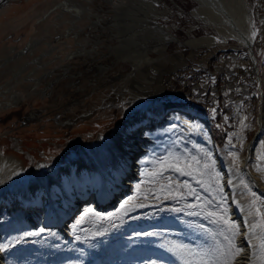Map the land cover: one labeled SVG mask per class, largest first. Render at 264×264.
<instances>
[{"label": "rangeland", "instance_id": "rangeland-1", "mask_svg": "<svg viewBox=\"0 0 264 264\" xmlns=\"http://www.w3.org/2000/svg\"><path fill=\"white\" fill-rule=\"evenodd\" d=\"M157 1L159 11L163 12L158 21L160 26L181 43L169 44L162 54L151 53L153 63L137 70L128 62L115 61L109 53L110 47L117 45L111 27L116 8L129 7L130 2L0 0V152L20 158L30 175L38 163L58 164L68 154H78L84 146L126 126L153 106H161L163 116L189 107L208 126L211 137L221 141L220 145L216 143L218 148L244 180L247 199L259 215L264 239V197L261 195L264 192V140L260 135L264 118V0H247L252 18L251 52L235 39L210 48L185 46L190 39L216 34L189 14L196 8L190 0ZM66 4L83 12L75 24L73 14L65 10ZM97 22H102L103 28L96 25ZM77 51L96 54L87 59L68 60V56ZM102 62L109 66L103 73L96 68ZM60 64H70L68 75H64V70L51 74ZM57 76L72 77L51 85ZM36 78L42 80L41 87ZM15 94L23 97L17 105L11 100ZM75 99L77 104L73 106ZM190 125L181 123L159 151L157 161L146 167L138 188L124 203L134 204L136 208L123 216L116 214L122 205L114 206L108 214L96 212L97 218L82 225L75 223L69 230L71 233L66 230L65 237L57 238L54 234L55 238L52 237L48 232L53 228H48L29 231L23 238L18 230L7 249L24 248L27 251L24 264H115L117 241L130 237L133 230L162 234L159 241L170 246L180 231L175 226L164 225L165 220L180 221L182 207L187 202L198 201L196 194L202 188L201 178L190 183L170 172L174 156L182 151L177 143L198 148V161L207 167L213 189L225 198L223 201H230L220 189L223 179L216 169L215 157L205 143L200 142L201 145L193 140ZM136 149L129 159L131 174H135L132 164L138 162L141 147ZM240 159L246 160L243 169ZM248 176L253 182L247 181ZM251 184L257 186L254 188ZM22 190L14 184L6 189L8 194L19 191L22 196L35 198L34 193ZM240 194L242 191L236 196ZM47 247L49 252H46ZM146 261L154 259L149 257Z\"/></svg>", "mask_w": 264, "mask_h": 264}, {"label": "bare ground", "instance_id": "bare-ground-1", "mask_svg": "<svg viewBox=\"0 0 264 264\" xmlns=\"http://www.w3.org/2000/svg\"><path fill=\"white\" fill-rule=\"evenodd\" d=\"M128 2L131 3L129 7L125 5L122 8H116V16L112 19L111 27L115 32L117 45L110 47L109 53L115 61L128 62L138 70L142 66H149L153 63V59L150 58L151 53L160 54L169 44L181 42L160 26L158 21L163 17V12L159 11L157 0H126L127 4ZM65 6L66 12L73 14L72 23L78 22L83 12L73 5L66 4ZM191 15L213 29L216 35L190 39L185 42V46L210 48L216 44L226 43L228 39H235L240 46L252 51V18L247 0H239L238 6L235 0H219L214 7L196 6ZM100 23L102 24V22H97L96 25L103 28ZM90 54L91 52H73L68 56V60L87 59L95 56L96 53ZM69 65L60 64L59 68L51 74L56 75L64 70V75H68ZM96 68L103 73L109 66L102 62ZM57 77V80L51 81V85L62 80H69L72 76ZM36 81L41 87L42 80L36 78ZM11 100L17 105L23 101V97L15 94L11 96ZM75 104H77L76 99L73 106ZM262 120L260 135L264 140V118ZM181 123H190L193 140L198 144L205 143L212 157H215L216 169L223 179L220 189L230 201L228 203L225 202L226 200L223 201L225 198H221L213 189L212 178H210L207 167L198 161L196 152L198 148L189 145L181 146L177 143L182 151H176L170 172L190 183L201 178L202 188L196 194L199 200L184 204L180 221L165 220L164 225L175 226L180 231L170 246H165L161 243L162 241H159L162 234L146 231L140 233L141 231L136 232V230L132 233L130 230V237L125 236L127 238L118 240L115 249L113 248L115 264H264L262 227L259 225L260 219L254 205L247 199L248 193L244 180L237 175L232 165L225 159L211 137L208 126L201 122L195 110L185 107L163 116V109L159 105L143 112L126 126L112 130L106 136H100L93 144L84 146L78 154H68L58 164L38 163L30 175L27 174L26 167L20 158L0 152V264L25 263L24 256H27V251L24 248L7 249L18 230L23 238L28 236L29 231H43L48 228H53L48 232L51 235L54 234L57 238L65 237L66 230L69 232L75 223L82 225L91 218H97L96 212L97 214H100L99 212L108 214L114 206L122 205L121 210L116 214L123 216L136 208L134 204L124 205V203L138 188L139 180L147 171L146 167L151 166L156 157L161 154L159 151L167 145L168 138ZM139 146L141 149L137 155L138 162L132 164L135 174H131L128 172L129 159ZM245 163V159H240L242 169ZM242 173L246 176L243 170ZM125 177L128 178L127 181L122 180ZM247 181L253 182V179L248 176ZM12 184L21 186L23 192L28 190L31 194L34 193L35 198L20 195L18 192L21 190L15 191V194H8L6 189ZM251 185L254 188L257 186ZM170 188L173 187L170 186ZM239 191H242V195L236 196ZM117 193L119 194L116 195ZM261 195L264 197V192ZM117 197L118 200H115ZM80 206H82L81 210H79ZM262 219H264V211ZM224 220L228 223H224ZM232 225H235L238 233L235 236L230 230ZM49 248L57 252L56 249ZM237 250H239L238 254L233 255ZM40 251L41 249L36 255L38 259L41 257ZM46 252H49L48 247ZM64 257L66 260V256ZM149 257L154 261H146Z\"/></svg>", "mask_w": 264, "mask_h": 264}, {"label": "water", "instance_id": "water-1", "mask_svg": "<svg viewBox=\"0 0 264 264\" xmlns=\"http://www.w3.org/2000/svg\"><path fill=\"white\" fill-rule=\"evenodd\" d=\"M2 1V0H1ZM6 1V0H5ZM195 6H210L214 7V4L219 0H190ZM237 6L239 5V0H235ZM191 15V13H189ZM192 16V15H191ZM264 90V85H263ZM260 91V90H259Z\"/></svg>", "mask_w": 264, "mask_h": 264}, {"label": "snow or ice", "instance_id": "snow-or-ice-1", "mask_svg": "<svg viewBox=\"0 0 264 264\" xmlns=\"http://www.w3.org/2000/svg\"><path fill=\"white\" fill-rule=\"evenodd\" d=\"M224 223H228V221L224 220ZM230 230L232 231L233 236L238 234L237 231H236L235 225H232ZM32 234H35V233H32ZM226 239H227V237H226ZM229 242L231 243V241H229ZM262 247H264V244H262ZM238 252H239V250H237L235 253H233V255L238 254Z\"/></svg>", "mask_w": 264, "mask_h": 264}, {"label": "trees", "instance_id": "trees-1", "mask_svg": "<svg viewBox=\"0 0 264 264\" xmlns=\"http://www.w3.org/2000/svg\"><path fill=\"white\" fill-rule=\"evenodd\" d=\"M213 138H214V136H213ZM215 141H216V143L218 144V145H220L221 144V141L217 138V140L216 139H214Z\"/></svg>", "mask_w": 264, "mask_h": 264}]
</instances>
